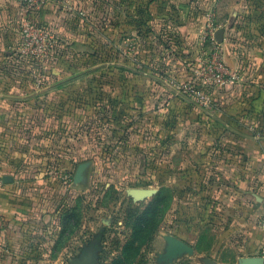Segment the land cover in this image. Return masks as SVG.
<instances>
[{"label":"rangeland","instance_id":"374dc122","mask_svg":"<svg viewBox=\"0 0 264 264\" xmlns=\"http://www.w3.org/2000/svg\"><path fill=\"white\" fill-rule=\"evenodd\" d=\"M14 1L23 14L13 5L0 17V105L13 104L0 108V133L31 148L42 137L61 153L51 170L66 154L71 172L58 183L75 205L26 219L21 245L0 243V264H75L89 253V264H239L247 236L228 221L237 214L224 171L209 166L234 160L235 124L264 138V0H45L29 12ZM218 59L238 83L220 86ZM22 124L29 142L13 134ZM81 164L88 182L75 187ZM132 189L151 193L136 201ZM258 218L264 260V207ZM169 236L195 254L166 260Z\"/></svg>","mask_w":264,"mask_h":264},{"label":"crops","instance_id":"0c3cea01","mask_svg":"<svg viewBox=\"0 0 264 264\" xmlns=\"http://www.w3.org/2000/svg\"><path fill=\"white\" fill-rule=\"evenodd\" d=\"M13 5L17 11V16H21L23 10L18 8L14 0H0V17L3 21L6 18L5 15L12 13L9 8ZM1 23L0 18V36L7 27V25L1 26ZM8 29L12 30L10 27ZM240 90L231 91L229 96L234 93L236 95V91L240 93ZM0 108L2 111L12 110L13 104L3 103ZM251 112L250 123L259 128V100L256 101ZM4 116H6L5 121H7V115ZM0 122H3V117ZM225 126L233 127L234 125L230 122ZM236 126L235 124L236 131L229 136L231 138L226 139L227 143L239 144L234 148H228L234 160L226 161L227 165L223 168L218 165H211L209 168L213 171L220 169L224 171L226 183L220 188L231 195L229 205H226V208L231 210L230 215L236 216L237 214L236 219L231 216L228 221H236L237 229L247 236V244L244 246L242 257H253L258 256L259 252L257 251L258 248L256 249L254 246L258 245L259 242L260 248L263 240V232L258 217L264 207V138L255 137L257 141H254L255 139L247 131L239 129V127L243 128L241 123L237 129ZM3 135L0 133V179L2 180L0 186V243L2 245L5 242L7 244L13 243L17 248L21 245L23 236L21 232L25 227L26 219L33 218L39 221V218L44 219L45 216H53L56 213L63 217L74 204L66 202L67 189H62L58 183L61 173H64L62 171L71 172V163L67 155L63 154V158L60 160L61 167H58L59 170H51L52 166L49 165H52L57 154L61 153H56L55 148L48 143L46 144L42 137H38V142L41 144L31 148L22 144L15 146L12 140L6 139ZM249 141L254 144L251 152H248L247 146L242 145V143L245 144ZM233 153L235 154L233 155ZM252 167L256 170H249ZM87 174L88 170H84L81 182L75 187L86 186ZM45 196H52L50 199L52 202H45L46 200L43 199ZM63 198L66 203L60 205L56 202L57 199L62 200ZM43 200L44 202H42ZM177 239L191 248V254L186 255L193 256L195 254V249L185 241V238ZM8 250L9 248H5L3 253H8ZM200 253L202 254L203 251L200 250ZM217 262L221 264V261Z\"/></svg>","mask_w":264,"mask_h":264},{"label":"water","instance_id":"95a60500","mask_svg":"<svg viewBox=\"0 0 264 264\" xmlns=\"http://www.w3.org/2000/svg\"><path fill=\"white\" fill-rule=\"evenodd\" d=\"M216 38L219 42L222 40V31L219 30L216 33ZM86 164H81L78 166L75 176H74V183H80L83 178V172L86 168ZM151 193L150 191L146 190H139V189H132L129 191V194L135 199L140 200L143 196L146 194ZM165 241L167 243L166 247V254L165 259L171 260L175 259L183 254H191V248L182 242L181 240H178L174 237H165ZM91 262V253H89L81 262L75 263V264H89ZM239 264H264L263 258L259 256H253V257H244L240 258L238 261ZM203 264H216L215 262L205 259L203 260Z\"/></svg>","mask_w":264,"mask_h":264},{"label":"built area","instance_id":"2783aa9c","mask_svg":"<svg viewBox=\"0 0 264 264\" xmlns=\"http://www.w3.org/2000/svg\"><path fill=\"white\" fill-rule=\"evenodd\" d=\"M19 1L24 6L23 8L27 12H29L31 10L37 9L40 6L42 7L45 0H19ZM24 27L25 28L23 29V33H27L28 30L26 26ZM214 75L216 76L218 82H220V86L235 85L236 83H238V75L236 74V72H234L233 70H228L224 66L221 59H218L216 73ZM61 176L62 175H60V177ZM63 178H67V177L64 176ZM1 184H2V180L0 179V186Z\"/></svg>","mask_w":264,"mask_h":264},{"label":"trees","instance_id":"16d2710c","mask_svg":"<svg viewBox=\"0 0 264 264\" xmlns=\"http://www.w3.org/2000/svg\"><path fill=\"white\" fill-rule=\"evenodd\" d=\"M48 121H50V120L46 119V121L44 123H48ZM31 128H32L31 125L22 124L20 126V128L17 131H15L13 134H14V136L19 135L20 138H22L26 142H29V140L31 139V135H32V132H31L32 129ZM40 128L43 129L42 126H40ZM23 143H25V142H23Z\"/></svg>","mask_w":264,"mask_h":264}]
</instances>
